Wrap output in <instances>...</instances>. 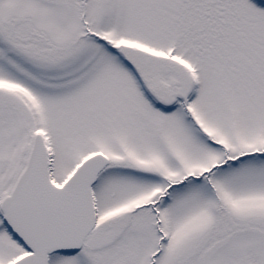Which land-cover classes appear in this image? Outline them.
Listing matches in <instances>:
<instances>
[{
  "label": "snow or ice",
  "instance_id": "snow-or-ice-1",
  "mask_svg": "<svg viewBox=\"0 0 264 264\" xmlns=\"http://www.w3.org/2000/svg\"><path fill=\"white\" fill-rule=\"evenodd\" d=\"M0 264H264V0H0Z\"/></svg>",
  "mask_w": 264,
  "mask_h": 264
}]
</instances>
